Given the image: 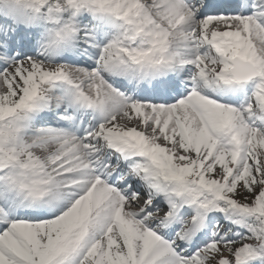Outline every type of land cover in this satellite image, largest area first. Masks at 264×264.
Returning <instances> with one entry per match:
<instances>
[{
    "label": "snow or ice",
    "instance_id": "1",
    "mask_svg": "<svg viewBox=\"0 0 264 264\" xmlns=\"http://www.w3.org/2000/svg\"><path fill=\"white\" fill-rule=\"evenodd\" d=\"M0 264H264V0H0Z\"/></svg>",
    "mask_w": 264,
    "mask_h": 264
}]
</instances>
